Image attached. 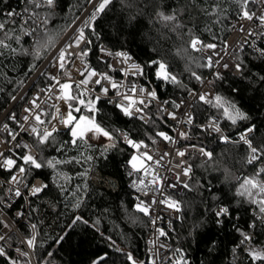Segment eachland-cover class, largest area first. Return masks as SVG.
Segmentation results:
<instances>
[{
  "label": "trees",
  "instance_id": "16d2710c",
  "mask_svg": "<svg viewBox=\"0 0 264 264\" xmlns=\"http://www.w3.org/2000/svg\"><path fill=\"white\" fill-rule=\"evenodd\" d=\"M142 2L148 4V7L144 8L145 15L138 17L139 24H136L129 23V12L122 7L121 0H114L109 9L95 21L96 35L86 30V36L93 41L92 52L87 59L96 67L104 68L96 51L98 45L105 44L113 50H127L143 65L149 60H163L181 83L163 91L158 83L145 79L143 81L156 88L159 95L185 96L199 82L192 73L202 78L208 74L207 68L202 66L205 62L199 52L188 47L190 36H198L205 43L223 45L232 30L228 19L238 18L239 6L235 0H196V8L187 6V0ZM169 5L185 8L180 18L185 27L177 28L175 32L170 30L171 26L164 28L151 20L156 10H167ZM216 5L220 9L218 14H204V9L211 12ZM90 6L88 0H57L55 10L51 12L45 8L35 9L41 16H48V23L33 25L35 32L29 36L23 34L21 16L28 19L24 9L27 7L31 12L32 7L26 4V0H0V13L15 11L21 14L14 18V24L0 15V22L8 24L9 29L14 32L12 39L7 41L11 48L0 49L4 52L0 56V116L13 101L11 97L18 95ZM249 8L257 10L258 5L250 4ZM16 36H20L19 41L15 39ZM48 36L54 43L47 49L41 48L37 56L36 41ZM25 49L28 50L27 54ZM184 49L187 51H183ZM236 62L244 65V71L239 76L225 74L223 80H216L214 77L212 84L216 94L234 101L249 119L232 125L219 110L211 105L197 103L193 114L195 127L190 128L189 138L183 140L186 145L203 146L213 152L211 161L201 162L196 157L190 159V189L178 196L185 206L184 212L172 221L171 227H166L168 240L174 248L185 249L192 264H252L247 251L242 249L264 248V220L258 211L259 206L237 195L243 178L252 176L260 167L259 164L246 163V145L222 146L218 137L207 135L200 127H196L204 124L209 117L219 115L224 119L226 132L231 138L242 128L254 125L257 129L254 139L259 144H264V81L259 78L264 76V57L245 48L237 55ZM43 81L38 80L34 87ZM98 107L101 109L97 115L99 123L113 130L114 135L117 134L116 130L126 131L133 139L145 141L149 150L156 145L152 143V139H160L155 135L157 131L172 134L174 130L169 121L161 119L162 114L154 107L150 109L151 113H156L154 123L146 124L129 120L104 100L100 101ZM70 139L67 131L60 132L55 143L64 145V150L57 151L55 146L37 147L33 137L30 138L39 154L43 148V158L68 160L76 157L81 160L80 164L59 165L57 170L67 179L61 178L57 183L48 179V189L31 201L30 219L36 225L34 255L37 263L92 264L99 256L106 255V261L102 264H131L126 255L131 253L138 264H149L145 243L149 220L136 211V201L128 186L126 174V164L134 150L118 138L116 147L110 149L106 153L107 158H104L100 155L104 145L92 144V148L87 145L71 147L69 143H65ZM88 155L94 159L85 161L84 157ZM86 171V177L79 175ZM35 174L49 178L52 170L44 169ZM58 185H63L64 190ZM2 192L0 190V194ZM78 201L80 206L76 207ZM218 206L228 207L231 213L228 218H221L222 224L216 223L214 212ZM78 216L82 220H76ZM237 228L253 237L250 243L240 245L239 248L236 246L242 236ZM107 237H111L115 244H110ZM8 257L17 260L19 264H29L25 258H18L12 252L8 253ZM0 264H10V261L4 258L0 260Z\"/></svg>",
  "mask_w": 264,
  "mask_h": 264
},
{
  "label": "snow or ice",
  "instance_id": "6c2138e0",
  "mask_svg": "<svg viewBox=\"0 0 264 264\" xmlns=\"http://www.w3.org/2000/svg\"><path fill=\"white\" fill-rule=\"evenodd\" d=\"M114 0H88V3L92 5V11L89 16L82 21L81 25L77 27L74 35L70 38V41L65 43L59 50L57 55L53 58L50 63L58 70L64 72L67 79L61 82L60 78L56 75H51L50 80L53 81L46 91L49 94V99H52L53 90H56L55 100L63 101L65 104V110L61 111V108L53 103L52 107L55 109V113L51 115L49 120H45L42 117H46L49 113L46 110L41 109L40 104L37 103L39 96L33 99L31 107L26 108L25 112L28 115L23 117L25 124L29 121H34L30 126L26 127L25 124L20 125V132H25L33 137L35 146H55L57 151H63L64 145H57L55 143L56 136L60 133L61 128L65 129L69 136V143L71 147H77L78 145H87L92 148L93 145L89 142L92 139H99L100 137L105 138L108 143L102 147L100 155L106 157V153L115 148L118 142V138L123 141L124 144L133 149V153L127 161L129 166V171L127 175L129 177L134 175L142 176L138 182L133 181L132 187L136 188L138 191L142 192L144 196L149 195V185L154 189L153 195L147 200H142L137 197V203L135 204V209L137 212L142 213L144 216L150 218L151 223L155 225L158 220L161 219L159 215H154L153 205L157 203L164 205L165 210H170L171 212L182 214L184 212V205L180 200L173 198L172 195H164L165 187L171 188L173 190L177 188L190 189V185L187 182L181 181L180 177L183 175L187 179H191L192 167L187 164V161L177 163L176 167L181 169V172L175 174V178L171 182H166L165 177L159 175L158 168L162 167L161 161L170 153H163L160 155L159 159L153 157L149 152V145L143 140L133 139L131 135L126 131L116 130L117 134L114 135L113 130H109L104 127L101 123L97 121V115L101 112L100 101L105 97H108L109 92H113L115 99L109 98L108 103L114 105L119 112L127 117L129 120H140L144 122L154 123L153 117L156 113H150L147 111L149 106L154 101H159L156 88H149L145 86H137L136 83H124L123 81L117 83L111 72H120L125 80L129 75L133 77H143L146 75L145 67L155 66V78L161 81L162 84H173L179 85L181 82L177 77L168 71V64L163 60H149L146 65L138 64L132 55L127 51H115L99 46V51L103 54L99 59L100 62L105 64L108 71L101 72L97 68L91 66L88 62V57L92 52L91 45L93 44L92 39L86 36V30L90 31L93 35H96L95 21L97 18L105 13L107 9L113 4ZM239 6V11L237 13L239 20L253 21L255 20L257 24L264 28V0H235ZM26 4L30 5L33 11L29 12L28 8L24 9V13L27 14L28 19H22L21 29L24 35H33L35 28L33 25L38 23L47 24L48 16H41L39 12L35 9L45 8L49 12L55 10L57 5V0H26ZM122 7L126 8L129 12L128 21L129 23L135 22L139 24L138 17L145 15L144 8L148 7V4H144L142 0H121ZM250 4H258L260 8L258 9L259 14L256 10H250ZM187 6L191 8H196V0H187ZM220 11L219 6L216 5L212 8L211 12L204 9L205 15L218 14ZM184 6L172 7L168 6L167 10H156L154 16L151 20L156 24L164 28H169L175 32L177 28L185 27L181 23V16L184 14ZM6 20L11 23H15L14 18L21 15L15 11H9L6 14L0 13ZM31 21V24L29 23ZM27 25V27H24ZM244 31L243 26L240 29ZM191 31V30H189ZM255 34L253 31H249L248 35ZM264 34V33H261ZM14 32L9 29L8 24L0 22V49H10L11 45L7 42L12 39ZM97 35V39H98ZM15 39L19 41L20 36H16ZM54 43L53 39L48 36L46 39L36 41V55L39 56L41 48H49ZM83 43L84 47L81 48L80 45ZM225 48L227 44L225 42ZM73 47L79 49L78 52L70 51ZM188 47L196 52H206L209 50H215L218 46L215 43H205L198 36H190L188 41ZM15 51V49H12ZM25 54L28 50L25 49ZM183 51H187L184 49ZM261 57H264V48L256 49ZM4 52L0 51V56H3ZM215 57H220V53L214 52V55H209L206 57V63L202 65L207 68L222 67L224 69H229L230 65L225 62L220 63V59H215ZM79 60V65L75 67V71L82 77L79 81H74L66 68L67 64H74L73 58ZM106 57H111L113 60L118 61L120 67H117L113 63L109 62ZM232 69L237 73H242L244 71V65L242 63H235ZM197 81L203 82L202 77L192 73ZM216 80H223V75L217 71L214 73ZM264 81V76L259 77ZM23 82L21 81V84ZM212 83V81H210ZM89 85L99 86V93L95 94V87L90 88ZM233 91H238L233 89ZM196 98L202 101L204 104L211 105L213 108L219 110L222 116L229 121L232 125H236L239 121L248 120V115L243 112L234 101L227 99L219 94L211 93H195ZM11 99L15 100L16 97L12 96ZM171 104L175 109L180 108V104L175 101L164 100L157 104V112L161 114H166L167 117L172 120H176L177 116L175 112L168 111L165 105ZM83 110V111H82ZM75 113V114H74ZM79 114V115H76ZM9 119L16 120L15 113L9 114ZM164 119V116H161ZM55 121V123H53ZM181 123H186L191 125L193 123V117L191 114L186 113V120H181ZM59 125L60 127H57ZM3 130L8 132L9 139L0 141V144L9 145L11 141H16L20 132H13L9 129V125L4 123L2 125ZM201 130L207 135L215 134L224 143H243L247 147L246 163L248 165L260 164V167L256 169L252 176L244 177L239 188L237 189V195L240 197H245L250 203L258 205V211L261 214L262 220H264V144L254 145L253 139L249 138V134L255 132L257 129L254 125L248 126L243 132L239 134V139L237 141H231L230 137L225 135L223 129L220 126V117L213 116L210 117L205 125L200 126ZM175 130V129H174ZM155 135L171 144H175L177 139L169 135L164 131H157ZM178 137L181 139H188V131H179ZM157 141L152 139V143L155 144ZM33 145L29 143H16L14 146L4 148L0 150V171H7L9 173V179L7 184L10 186L7 188V192L11 193L15 197L19 198L24 196L21 191V186L26 189L28 196L36 197L37 195L43 193L49 187L48 179L52 183H57L61 178L67 179L64 174L58 171V166L66 163H76L80 164L81 160L76 157H72L68 160H61L56 158H43V148H41V153L34 155L32 152ZM196 147V145H192ZM23 149V151H21ZM200 155L206 158L207 161L213 159V152L206 150L205 147L201 146L198 148ZM176 155L179 157H184L186 155L185 151H176ZM93 156L88 155L84 157L85 161H92ZM187 166L185 167L184 165ZM44 169H51L52 175L49 178H45L42 175H36L35 173H40ZM82 177L87 176V171L79 174ZM31 178V182L29 179ZM150 178V179H149ZM148 183H145V180ZM39 181V183H37ZM63 189V185H58ZM79 188L80 186L77 185ZM84 188H87V183L84 184ZM157 194L160 198L157 200ZM28 196L24 198L27 199ZM218 199V198H217ZM80 206L78 201L75 205ZM217 220V224H222L223 218H228L231 213L228 207L218 206L214 212ZM17 215H23V213H18ZM179 218V216L177 217ZM76 220H82V217H76ZM87 223V221H83ZM3 223V221H0ZM7 227V224L4 225ZM255 226L254 224L252 225ZM33 235L26 240L27 246L30 249L36 248L37 235L35 233L36 225L33 224ZM169 227L171 223L169 222ZM237 231H241L237 228ZM156 240L149 241L153 247H159L166 249L172 253L174 259L170 260V264H189L187 259V254L182 248H170L168 244L161 243L159 241L160 237H164L165 240L169 239V233L165 231L164 228H156ZM242 239L239 241L237 248L240 245H245L251 242L253 239L251 234H247L241 231ZM7 237L5 235H0V241H5ZM110 244L114 245L115 241L111 240V237H107ZM119 251V249H117ZM247 251V254L252 262V264H264V248H247L242 249ZM20 252V249H16ZM235 251V249H233ZM21 255L27 257L28 253L22 252ZM51 255V253H49ZM127 258L131 261V264H138V262L133 258L131 253H127ZM0 257H8V253L5 251L3 246H0ZM10 264H19L17 260L8 257ZM106 261V255H101L95 259L92 264H102ZM149 264H157L155 258H151Z\"/></svg>",
  "mask_w": 264,
  "mask_h": 264
},
{
  "label": "built area",
  "instance_id": "2783aa9c",
  "mask_svg": "<svg viewBox=\"0 0 264 264\" xmlns=\"http://www.w3.org/2000/svg\"><path fill=\"white\" fill-rule=\"evenodd\" d=\"M258 5V4H257ZM92 6V5H91ZM91 6L87 9V11L75 22V24L71 27V29L68 31V33L64 36V38L58 43V45L54 48V50L50 53V55L47 57V59L41 64V66L37 69V71L34 73V75L31 77V79L25 84V86L21 89V91L16 96V99L11 102V104L8 106V108L2 113L0 116V141L9 139L8 132L6 130H3L2 125L4 123H7L9 125V129L13 132H20V125L25 124V121L23 117L25 115H28V113L25 112L26 108L31 107V101L35 99L37 96H39V100H37V103L40 104L41 109L46 110L49 115L46 117H42L45 120H49L51 118V115L55 113V109L52 107L53 103H56L60 108L61 111L65 110V104L63 101L55 100L56 96V90H53L52 99H49V94L46 91H42L44 89H47L53 81L50 80L51 75H56L60 78L61 82H64L67 77L64 75V72L58 70L57 67H54L50 61H53V58L57 55L58 50L67 42L70 41V38L73 37L76 29L78 26L81 25L82 21L86 18L87 14L92 9ZM91 8V9H90ZM260 8V5H258V9ZM258 9L257 14H259ZM26 20V18H23ZM228 23L230 26H232V30L228 37L226 38L225 42L227 44V47L225 48V42L223 45H217L218 47L215 50H209L206 52H199L200 57L203 59V61L206 63V57L209 55H214V52L220 53V57H215V59H220V63L223 64L227 62L230 67L229 69H224L222 67H216V68H207L208 74L205 78H202L203 82L199 81L197 83V86L195 89L190 90L185 96L178 95L174 96L172 94L167 95H158L159 101H154L149 108L147 109L148 112H150L151 108L157 109V104L161 101L168 100V101H175L176 103L180 104L179 109H175L171 104L165 105L168 111H172L176 113L177 119L172 120L171 118L167 117L166 114H162L164 118L169 121L175 130H173L172 134H169L177 139V142L175 144L168 143L166 141H163L161 138L156 142V145L154 148L150 149L149 152L151 155H153L154 158L159 159L160 155L167 152L170 153V155L166 156L162 161L161 164L162 167H159L157 170L159 172V175L162 177H165L166 182H171L175 178V174L181 172L180 168H177V163L187 161V164H190V159L192 157L198 158L201 162H206V158L200 155L198 152L199 147H192L191 145H186L183 143L184 139H181L178 137L179 131H188L190 128L195 127V125L192 123L191 125H188L186 123H181V120H186V113L191 114L193 117L194 114V105L197 103H203L198 98H196L195 93H211L213 95L216 94V89L213 86L210 81H212V78L215 77L214 73L219 71L222 75L230 74L234 76H239L240 73L235 72L232 69V65L237 63L236 57L237 55L242 52L245 48H250L253 51H255L257 54L258 52L256 49L258 48H264V28H261L255 20L253 21H247V20H239L238 18H229ZM41 24V23H40ZM241 26H243L244 31L242 32ZM249 31H253L255 34L248 35ZM104 46L113 52L115 51H127V50H113L112 48L106 46L105 44H100L97 47V58L100 61V57L103 55L99 51V46ZM81 48L84 47L83 43L80 45ZM70 51L72 52H78L79 49L73 47ZM128 52V51H127ZM130 53V52H129ZM131 54V53H130ZM132 55V54H131ZM132 57L134 60L141 64L133 55ZM106 59L116 65L117 67H120L119 62L113 60L111 57H106ZM74 64H67L66 68L69 72H71L72 79L74 81H79L82 77L75 71V67L79 65V60H77L75 57L73 58ZM88 62L91 64L92 67L97 68L99 71L104 72L108 71L105 64L104 68H98L95 65H93L89 60ZM168 71L174 74L170 67H168ZM145 73L146 75L143 77H133L129 75L127 79L125 80L124 76L120 72H111L110 75L114 77L117 83L124 82V83H136L137 86H145L149 88H153L150 84L145 83L143 80L147 81H154V83H158L160 85V88L165 91L167 87H173L175 85L173 84H162L161 81L157 80L155 78V66L153 67H145ZM175 75V74H174ZM176 76V75H175ZM177 77V76H176ZM43 79L44 81L40 84H37L35 87V83ZM178 79V77H177ZM90 88L95 87L96 93H99V86L95 85H89ZM1 91V86H0ZM109 98L115 99V96L113 92H109L108 97H105L104 101L107 102ZM108 103V102H107ZM110 106L114 107L113 104L108 103ZM15 113L16 120L9 119V114ZM151 113V112H150ZM213 116H219V115H213ZM211 116V117H213ZM220 117V116H219ZM210 118V117H209ZM209 120V119H208ZM208 120L202 124L205 125ZM141 123H148L140 120H136ZM31 123H34V121H29L27 124H25L26 127L30 126ZM55 123V121H53ZM196 126V127H200ZM220 126L223 129V132L225 135L229 136L226 132V123L222 117H220ZM57 127H60L57 125ZM248 126L242 128L240 131H238L233 138L230 139L231 141H237L239 139V134L243 132ZM62 129V128H61ZM254 133L249 134V138L253 139L254 145H258L259 143L254 139ZM212 136H215L213 134ZM30 136L29 134L25 132H20V135L17 137L16 141H11L9 145H3L0 144V150H3L4 148L14 146L16 143H29L30 145ZM234 144H243L241 143H224L221 140L222 146H232ZM185 151L186 155L184 157H179L176 155V151ZM23 151V149H21ZM221 152V147L220 150ZM32 152L34 155H38V151L32 147ZM221 154V153H220ZM184 165L185 167L187 166ZM260 166V164H259ZM129 171V166L126 164V174ZM192 174V173H191ZM129 182L128 186L131 189L133 193V197L137 203V197H140V199L147 201L154 192V189H152L151 185H149V195L144 196L142 192L138 191L136 188L132 187V183L134 180L137 182L140 179H143L142 176L134 175L129 177L127 175ZM9 179V173L7 171H0V190H2V194H0V221H3V223H0V235H5L7 239L5 241H0V246H3L5 248V251L7 253L12 252L14 255L18 256V258H25L29 264H38L34 255V250L30 249L27 246L26 240L30 238L33 235V229H32V221L30 219V212H31V201L34 197H30L27 194L26 189H24L21 186V191L24 193V196L22 197H15L11 193L7 192V188L10 186L7 184V180ZM150 179V178H149ZM181 181L187 182L189 179L185 178L183 175L180 177ZM31 182V180H29ZM39 183V181H37ZM145 183H148V180H145ZM164 195H172L173 198L178 199L179 195H182L185 193L186 189L180 187L175 190L165 187ZM40 195V194H39ZM37 195V196H39ZM28 196L27 199L24 197ZM160 196L157 194V200H159ZM154 208V215H159L161 217L160 220L157 221L155 225L151 223V220L149 217V224H148V230L145 235V243L147 248V253L149 256V262L151 258H155L157 261V264H170V260L174 259L172 257V253L166 249H162L157 247H153L152 244L149 243V241L156 240V228H164L166 231V227L169 225V222L172 223V221L176 220L179 216L178 213L171 212L170 210H165V206L157 203L156 205H153ZM18 213H23V215H17ZM7 224V227L4 225ZM25 229V230H24ZM36 233V230H35ZM159 241L161 243H166L169 245L170 248H174L172 243L167 239L165 240L164 237H160ZM177 248V247H176ZM181 248V247H179ZM16 249H20V252H17ZM183 249V248H182ZM185 253L187 254L186 250L183 249ZM22 252L28 253V256L25 257L21 255ZM8 257H0V260ZM187 259L189 261V264H192L191 259L189 258L187 254Z\"/></svg>",
  "mask_w": 264,
  "mask_h": 264
},
{
  "label": "rangeland",
  "instance_id": "374dc122",
  "mask_svg": "<svg viewBox=\"0 0 264 264\" xmlns=\"http://www.w3.org/2000/svg\"><path fill=\"white\" fill-rule=\"evenodd\" d=\"M89 142L94 145H106L108 143V141L103 137H100L99 139H92Z\"/></svg>",
  "mask_w": 264,
  "mask_h": 264
},
{
  "label": "water",
  "instance_id": "95a60500",
  "mask_svg": "<svg viewBox=\"0 0 264 264\" xmlns=\"http://www.w3.org/2000/svg\"><path fill=\"white\" fill-rule=\"evenodd\" d=\"M91 8H92V6H91ZM91 8H90V9H91ZM60 132H66V130H65V129H61V131H60Z\"/></svg>",
  "mask_w": 264,
  "mask_h": 264
}]
</instances>
